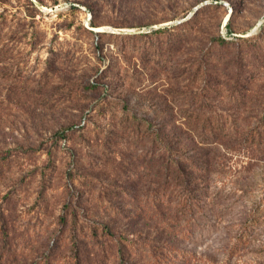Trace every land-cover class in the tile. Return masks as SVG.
<instances>
[{"label":"rangeland","instance_id":"obj_1","mask_svg":"<svg viewBox=\"0 0 264 264\" xmlns=\"http://www.w3.org/2000/svg\"><path fill=\"white\" fill-rule=\"evenodd\" d=\"M0 264H264V0H0Z\"/></svg>","mask_w":264,"mask_h":264},{"label":"trees","instance_id":"obj_2","mask_svg":"<svg viewBox=\"0 0 264 264\" xmlns=\"http://www.w3.org/2000/svg\"><path fill=\"white\" fill-rule=\"evenodd\" d=\"M199 14H200V9L194 12L191 18H189L184 22L179 23L178 25L172 28L165 27L164 29H157L156 31H153L148 26V30L150 31V33H163L169 31L170 29L181 30L189 23H191L193 20H195ZM226 25H228V23ZM218 47L224 50H231L230 54L232 55H234L235 53H237L238 57L242 55V51L238 49V46L235 47V45L229 41L221 40L219 42ZM218 123L220 126L223 125V123L221 122ZM192 132L195 131L192 130ZM157 138L160 141L162 140L160 137ZM177 138L178 141L176 142L177 144L176 147L174 145L170 147L169 156H170L171 167L179 176V178L183 180L182 184L185 183L184 185L188 188L189 191L188 193L191 194L194 191L200 190V163L205 165L206 167L208 166L205 159L201 157V151L203 149L201 147L204 145V141L202 142L201 140L205 139V135H200V138H202L200 141H197L198 136L196 135H187V137L183 139L180 136H178ZM165 147L169 149L168 144H166ZM177 148L179 151H181V149L183 148L187 150L188 157L184 155H180Z\"/></svg>","mask_w":264,"mask_h":264},{"label":"bare ground","instance_id":"obj_3","mask_svg":"<svg viewBox=\"0 0 264 264\" xmlns=\"http://www.w3.org/2000/svg\"><path fill=\"white\" fill-rule=\"evenodd\" d=\"M227 18H228V17H227ZM101 29H102V28H98V29H97V32H101V31H100Z\"/></svg>","mask_w":264,"mask_h":264}]
</instances>
